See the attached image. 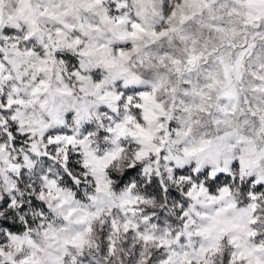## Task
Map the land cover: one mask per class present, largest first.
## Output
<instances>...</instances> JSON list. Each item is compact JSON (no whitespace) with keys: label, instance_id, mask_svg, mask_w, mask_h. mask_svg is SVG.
I'll use <instances>...</instances> for the list:
<instances>
[{"label":"snow or ice","instance_id":"1","mask_svg":"<svg viewBox=\"0 0 264 264\" xmlns=\"http://www.w3.org/2000/svg\"><path fill=\"white\" fill-rule=\"evenodd\" d=\"M0 264H264V0H0Z\"/></svg>","mask_w":264,"mask_h":264}]
</instances>
